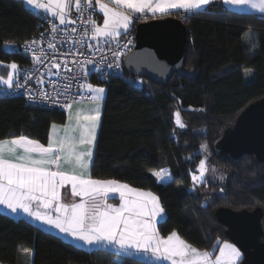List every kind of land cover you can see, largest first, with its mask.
Returning <instances> with one entry per match:
<instances>
[{
  "label": "trees",
  "instance_id": "obj_1",
  "mask_svg": "<svg viewBox=\"0 0 264 264\" xmlns=\"http://www.w3.org/2000/svg\"><path fill=\"white\" fill-rule=\"evenodd\" d=\"M40 16L23 0H0L1 61L15 62L18 70L29 62L22 44ZM165 16L184 22V67L194 72H174L166 83H157L130 76L123 64L120 75L94 78L106 86V95L91 176L152 189L165 211L159 233L176 232L191 246L215 254L230 240L214 215L217 207L264 209V163L251 154L237 159L217 154L213 147L237 115L264 96V14L234 11L213 0L198 10L141 15L145 20ZM257 40L260 46L253 50ZM175 112L187 122L184 127L175 123ZM65 118L64 109L31 107L21 96L0 97V139L24 135L47 143L51 123ZM203 156L208 178L199 187H207L208 196L192 190L199 185L192 175ZM165 168L170 178L161 181L154 172ZM29 257L31 264H155L123 254L118 260L115 250L87 249L0 210V264H26Z\"/></svg>",
  "mask_w": 264,
  "mask_h": 264
},
{
  "label": "snow or ice",
  "instance_id": "obj_2",
  "mask_svg": "<svg viewBox=\"0 0 264 264\" xmlns=\"http://www.w3.org/2000/svg\"><path fill=\"white\" fill-rule=\"evenodd\" d=\"M114 2L116 5H124L128 9L140 12L147 8L153 13L157 10L163 13L169 9H199L201 6L209 5L213 0H156L154 5L153 0H114ZM27 3L51 12L53 17L58 16L61 24L65 23L70 6V0H46V2L27 0ZM91 3L92 0H87L88 7H91ZM223 3L237 6L251 5L264 12V0H259V3L254 0H223ZM75 4L77 10L81 11V0H75ZM100 8L105 19L103 27H96L95 22H91L94 35L115 38L121 35V29L129 28L131 23L129 15L109 8L103 3L100 4ZM55 27L56 25H53V29ZM254 46L252 44L253 48ZM29 47L26 42L25 49ZM119 55L122 53H114L115 57ZM37 59L39 60V57ZM98 63H93L91 69L81 66L82 78L87 79L92 72H99L104 79H107L104 69L97 67ZM56 67L59 68L60 65L57 64ZM107 67L111 68V65ZM116 67L119 68V64ZM10 68L16 70L18 65L13 62ZM0 81L9 88L14 85L12 75L7 79L0 77ZM15 87L19 90L23 85L17 82ZM70 88L69 85L68 88L58 91L56 97L45 92L42 99L57 104L60 96H66ZM87 89L92 93L91 100L96 106L90 114L77 115V128L80 130L78 136L58 137L47 146L25 136L0 141V205L6 206L12 212L22 210L36 220L53 226L94 249L102 246L118 249L119 251H115L118 260L121 251L128 253L134 249L137 252L150 251L158 257L171 260L172 264H235L240 252L227 242H224L223 248L219 249L220 255L212 260L210 253L199 252L182 240L176 232H172L167 238L160 237L154 221L164 213V208L158 198L150 192L132 189L129 185L115 180L101 181L91 178L87 170L92 157L91 149L96 144V129L101 119L105 88L88 84ZM27 94L30 100L33 99L30 92ZM80 94V92L75 93L76 96ZM62 107L71 109L72 104L65 99ZM176 116L179 117L178 112ZM177 123L180 127H184L179 119ZM52 127L54 128L55 125ZM78 146H84L83 150H78ZM62 160L75 165L71 174L59 170ZM53 165L57 170H52ZM205 171L204 162L201 161L200 176L194 175L193 179H203ZM156 175L160 176L161 173ZM65 184H70L72 192L84 199L71 205L60 203V189ZM109 192L120 194L122 203L119 207L107 203L106 196Z\"/></svg>",
  "mask_w": 264,
  "mask_h": 264
},
{
  "label": "water",
  "instance_id": "obj_3",
  "mask_svg": "<svg viewBox=\"0 0 264 264\" xmlns=\"http://www.w3.org/2000/svg\"><path fill=\"white\" fill-rule=\"evenodd\" d=\"M187 28L174 16L142 20L135 26V46L123 59L130 76L146 77L166 83L174 72L192 75L185 69ZM154 61V62H151ZM217 154L237 159L251 154L264 163V96L247 105L215 138ZM217 220L226 226V235L242 253L238 264H264V209H234L219 206L214 210Z\"/></svg>",
  "mask_w": 264,
  "mask_h": 264
},
{
  "label": "built area",
  "instance_id": "obj_4",
  "mask_svg": "<svg viewBox=\"0 0 264 264\" xmlns=\"http://www.w3.org/2000/svg\"><path fill=\"white\" fill-rule=\"evenodd\" d=\"M97 13L96 0H92L91 7L87 6V0H81V11L75 7L70 20L64 24H59L50 15H41L36 31L22 44V50L28 56L29 62L16 73L13 87L0 85V97L21 96L24 103L31 107L67 111L68 108L62 107L65 99L71 104L90 99L92 93L87 85L95 83L94 78L104 79L99 72H92L87 79H83L81 66L91 69L93 63L99 62L97 67L104 69L107 78L112 74H122L124 56L135 46V29L115 38L93 39L89 32ZM135 20L140 22L145 19L135 16ZM53 25H56L55 29ZM26 42L30 46L27 50ZM117 52L122 55L115 57L114 53ZM57 64L60 65L59 68L56 67ZM109 64L111 68L107 67ZM117 64L119 68L116 67ZM17 82L23 85L22 89H16ZM69 85V92L66 96H60L57 104L43 101V93L56 97L58 91L68 88ZM28 92L33 99H29ZM76 92H80V96H76Z\"/></svg>",
  "mask_w": 264,
  "mask_h": 264
},
{
  "label": "crops",
  "instance_id": "obj_5",
  "mask_svg": "<svg viewBox=\"0 0 264 264\" xmlns=\"http://www.w3.org/2000/svg\"><path fill=\"white\" fill-rule=\"evenodd\" d=\"M23 1L36 14L52 16L51 12L45 11L44 9H39L35 5H30V4L27 3V0H23ZM221 1L223 2V0H221ZM44 2H46V0H44ZM96 2H97V10H98L97 17L94 20L96 27H103V21L105 19L103 10L100 8V4L101 3L106 4L109 8H114L117 11L123 12L126 15H129L131 17V23L129 25V28L128 29H121L120 30L121 31V35L132 28V26L134 24V21H135V16H141V15H143L145 13L150 14V15H154V16H161V15H165L168 12L175 11L173 9H169V10L161 13L160 11L157 10L155 13H153L149 9L146 8L143 12H140V11H137V10H134V9H128L124 5H116L114 0H96ZM155 2H156V0H153V5L155 4ZM254 2L259 3V0H254ZM225 5L228 8H230V9H232L234 11H238V12H254V13H258V14H264V12H262L258 7L257 8H253L251 5H245V6H237V5H231V4H225ZM75 7H76L75 0H70V6H69V10H68V15L65 18V23L70 20L71 14H72V12H73ZM204 7L205 6H201L199 9L204 8ZM179 10H181V11H193V10H198V9H193V10L179 9ZM54 18H56L58 23L61 24L60 21H59V17L58 16H55ZM89 34H90V37L93 38V39H99V38L103 37V36H99V35H94L93 24L91 26ZM17 72H18V69H17L16 73ZM104 88H105V94H104V100H105V95H106V86L105 85H104ZM104 100H103V103H102L101 113H103ZM95 106L96 105L92 102L91 98L88 99V100H81V101L74 102L72 104V108L68 109L66 111V118H65L64 122H53V123H51L50 128H49V136H48L47 143H42L39 140L30 138L28 136H25V137H27L29 139H32V140H35V141H38L39 143L44 144L45 146H47L48 143H50L53 139H56L58 137L59 138H63L65 135L73 136V137L78 136L80 130L77 128V119H76L77 115L79 114V115L83 116V115L90 114L92 109L95 108ZM101 118H102V114H101ZM81 123H83V122L81 121ZM100 124H101V119L99 121V126L96 129V143H97V137H98ZM53 125H55L54 128L52 127ZM18 137H20V136H18ZM18 137L3 138V139H0V141L11 140L13 138H18ZM5 147L7 148L8 146L6 145ZM83 147L84 146H78V150H83ZM95 147H96V144L91 149L92 150V157L89 160V167H88V170H87L88 173L90 174V176H91V166H92V161H93ZM19 151H22V150H19ZM51 167H52V170H54V171L57 170L55 165H53ZM74 167H75L74 164H72V163H70L68 161L62 160L59 170L66 171V172H69L71 174V171H72V169ZM154 173L156 174V172H154ZM60 195H61L60 203H63V204H66V205H70V204H67L66 200L68 199L67 197H70L71 195H73V192L71 190V185L70 184H65L60 189ZM0 210L5 211V212H7V213H9V214H11V215H13L15 217H19V216L25 217L26 219H28L29 221H31L33 223H37V224H42L43 223L42 221L36 220L34 217L28 215L27 213H24L22 210H17L16 212H12V210L8 209L4 205H0ZM55 232H57V231H55ZM58 233H60V232H58ZM122 252L123 251H121V253ZM25 263L26 264H31L32 263L31 257L27 258Z\"/></svg>",
  "mask_w": 264,
  "mask_h": 264
},
{
  "label": "rangeland",
  "instance_id": "obj_6",
  "mask_svg": "<svg viewBox=\"0 0 264 264\" xmlns=\"http://www.w3.org/2000/svg\"><path fill=\"white\" fill-rule=\"evenodd\" d=\"M0 61H1V60H0ZM2 62H3V61H2ZM11 63H13V62H11ZM11 63H5V62L0 63V77H3L4 79H7L9 75H12V76H13V79H14L17 69H16V70L11 69V68H10ZM4 66H6V68H4ZM4 69H5L6 71H4ZM0 85H5V84H4L2 81H0ZM92 85H93V86H101V87H104L103 84H99V83H98V84H97V83H92ZM176 113H177V112H175V114H174V120H175V123H176L177 125H180V124L177 123V119H179L180 123H182L183 125H185L187 122L184 121V120L182 119V117L180 116V114H179V117H177V116H176ZM178 113H179V112H178ZM201 161L204 162L205 169H206V168H207V164H206V156H203V158L201 159ZM201 161L198 163L197 171L193 173L192 177H193L194 175H195V176H200L199 165H200ZM156 173H161L160 176H157V177L159 178V180H161V181H166V180H168V179L170 178V173H169V170H168V169H162V170L156 171ZM165 173H166V174H165ZM91 177H92V176H91ZM92 178H93V177H92ZM206 178H208V174H207V176H206V171H205V173H204V178H203V179H201V180H194V179H193V180L195 181V183H197V184H199V185H198L197 187L193 186L192 190L195 189V192H196V193H202V192H204L206 195L209 194V192H208V188H207V187H205V186H204V187H199V186H201V183H202V182L204 181V179H206ZM93 179H96V178H93ZM97 180H101V181L115 180V181H119V182H121V183H125V184L129 185V187L132 188V189H137V190H140V191H142V192H150L151 194H153L154 196H156V197L158 198V201H159V197H158L157 193H156L155 191H153L152 189H148V188H147V189H145V188H138V187L132 186V185H130V184L124 182V181H120V180H116V179H97ZM207 192H208V193H207ZM119 196H120V194H119L118 192H109V193H107V196H106L107 203L113 205L114 207H119V206L121 205V203H122V200L119 198ZM207 196H208V195H207ZM204 197H205V195H204ZM67 198H68V199L66 200V202H67V204H70V205H71L72 203H79V202H81V201L84 199L83 197L77 196L75 193H73V195H71L70 197H67ZM205 198H206V197H205ZM159 203H160V201H159ZM160 205H161V203H160ZM164 216H165V211H164V213H162L160 216H158V217L156 218V220L154 221V226H155V228H156V230H157V234H158L160 237L167 238V236L170 235L171 233L168 234V235H166V236H163V235H161V234L159 233V231H158V226H157L158 222H159L161 219H163ZM34 224H36V225H38V226H40V227H42V228H44V229H46V230L53 231L54 233H57L58 235H61L62 237H64L66 240L72 241L73 243H75V244H77V245H80V246L85 247V248H87V249H92V248H93L92 246H88L85 242L77 241V240H75L74 238L70 237L68 234H65V233L60 232L58 229H56V228L53 227V226L47 225V224H45V223H42V224L34 223ZM55 231H57V232H55ZM58 232H60L61 234L58 233ZM177 234H178V233H177ZM178 236H179L182 240H184L179 234H178ZM184 241H185V240H184ZM185 242H186V241H185ZM224 242H227L228 244L233 245V246H235V248H237V246H236L233 242H231L230 240H224V241L220 244V246H219L217 252H216L215 254H213V250L209 251V250H205V249H199V248H196V247L191 246V245L188 244L187 242H186V243H187L188 245H190L191 247L197 249L199 252H208V253H210V254H211V259H212V260H215V259L220 255V251H219V249H220V248H223V244H224ZM102 247L108 248V249H110V250L118 251L117 249H114V248H112V247H108V246H102ZM237 249H238V248H237ZM238 250H239V249H238ZM239 252H240V256H239V258H237V260L235 261V264H237V261H239V260L241 259V256H242V255H241V251L239 250ZM121 254H123V255H125V256H130V257L138 258V259H143V260H146V261H148V262L155 263V264H172V261H171V260H168V259H166V258H164V257H158L157 255L152 254L150 251H147V250H141L140 252H137V251H135V250L133 249V250H130L128 253H124V252H122Z\"/></svg>",
  "mask_w": 264,
  "mask_h": 264
},
{
  "label": "clouds",
  "instance_id": "obj_7",
  "mask_svg": "<svg viewBox=\"0 0 264 264\" xmlns=\"http://www.w3.org/2000/svg\"><path fill=\"white\" fill-rule=\"evenodd\" d=\"M254 45H255L254 48L252 47L253 50L259 48V46H260V45H259V41L257 40V42L254 43Z\"/></svg>",
  "mask_w": 264,
  "mask_h": 264
}]
</instances>
